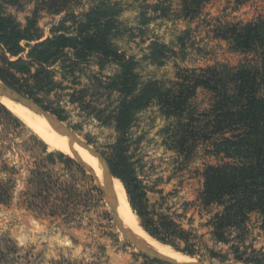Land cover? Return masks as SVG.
<instances>
[{
  "label": "rangeland",
  "instance_id": "rangeland-1",
  "mask_svg": "<svg viewBox=\"0 0 264 264\" xmlns=\"http://www.w3.org/2000/svg\"><path fill=\"white\" fill-rule=\"evenodd\" d=\"M44 1L0 0V23L15 31L0 41V72L23 97L59 117L103 160L131 165L135 176L131 185L149 218L160 225L159 216L166 217L192 233L194 256L154 242L195 264L264 261L263 219L258 213L251 214L243 240L233 235L224 244L212 236L208 223L221 209H205L199 202L204 170L218 163L210 154L212 147L200 142L186 159L172 142L179 120L167 116L158 92L141 110L128 94L134 87L133 94L139 95L146 86L169 94L178 84L191 81L194 72L234 69L251 60L256 54L234 50L225 32L264 18V0H211L190 17L184 0H110L121 3L112 37L119 54L133 60L135 77L128 79L122 78L118 64L102 62L78 46L35 49L55 37L73 39L69 42L75 45V37L84 31L85 15L100 0H67L59 13ZM27 28L41 41H20ZM31 56L47 64H38ZM31 88L40 92L28 96ZM211 103L212 94L198 88L191 110L197 117ZM125 104L136 110L128 130L119 132L117 119ZM89 165L99 177L98 170L104 173L91 158L84 166L47 143L0 102V264H25L29 258L45 264L46 246L74 253L52 264H165L123 238ZM174 243L187 249L182 241Z\"/></svg>",
  "mask_w": 264,
  "mask_h": 264
},
{
  "label": "trees",
  "instance_id": "trees-1",
  "mask_svg": "<svg viewBox=\"0 0 264 264\" xmlns=\"http://www.w3.org/2000/svg\"><path fill=\"white\" fill-rule=\"evenodd\" d=\"M65 1L45 0L44 4L50 9H57L55 12L59 13ZM209 1L184 0L186 16H196L197 8ZM120 6L121 3H111L110 0H100L93 6L89 14L85 15L84 31L75 37V45L69 42L73 39L55 37L39 43L35 49L53 44H59L58 48L78 46L86 52L97 54L102 62L118 64L123 79L135 77L133 60L119 54L113 44L116 19L122 12ZM53 33L57 32L53 30ZM14 34V27L0 23V41ZM225 37L237 52L256 56L234 69L214 67L200 71L199 75L194 72L191 81L178 84L175 92L167 91L169 94L152 86H146L139 95H134V87H131L128 94L133 96V106L135 104L141 110L158 92L159 97L156 98L167 110V116L179 120L172 132V142L186 159H190L200 142L212 147L210 154L218 163L207 165L204 170V188L199 202L205 209H221L213 215L208 225L216 242L229 244L233 235H236V240L244 239L252 213L261 215L264 230V18L245 25H234L225 32ZM41 39L29 28L19 36L20 41L27 42ZM31 58L38 64H47L44 60ZM0 81L19 92L1 72ZM198 88L212 94V103L208 110L196 117L191 110V100ZM37 92L40 91L31 88L27 95L34 96ZM151 95L152 98L147 100ZM135 110L126 104L121 107L117 119L119 132L128 130ZM182 118H186V122L181 121ZM106 162L111 175L122 182L131 208L141 219V227L145 232L164 245L194 256L191 249L194 248L191 244L194 237L192 233L180 229L166 217L159 216L160 225L149 218L148 209L139 199L136 186L131 185L135 181L132 166H122L110 160ZM177 240L184 242L187 249L180 250L174 243ZM257 264H264V261Z\"/></svg>",
  "mask_w": 264,
  "mask_h": 264
},
{
  "label": "bare ground",
  "instance_id": "bare-ground-1",
  "mask_svg": "<svg viewBox=\"0 0 264 264\" xmlns=\"http://www.w3.org/2000/svg\"><path fill=\"white\" fill-rule=\"evenodd\" d=\"M1 87L2 84L0 81L1 95L13 98L17 97L15 94L9 93L6 89H1ZM0 102L3 103V105L6 106V108L14 116L31 127L33 131L39 134L47 143L57 146L64 154L68 155L84 166H88V164H90V158L97 164V167L95 166L97 169L98 164L101 166V168L104 170V173L98 170L102 179L101 181H104L112 189L118 205L119 217L123 222L127 233L131 237L143 244L150 246L178 264H195L186 257L175 254L168 247L154 242L153 238L150 239L147 236L148 234L146 235V233L137 226V221H135L136 218L134 219V214L122 182L116 180L111 175L107 164L104 163L100 158L97 160L93 159L84 149L73 143L56 126L48 122L43 115L31 111L21 104L13 103L6 99H0ZM105 178L107 182L105 181Z\"/></svg>",
  "mask_w": 264,
  "mask_h": 264
},
{
  "label": "water",
  "instance_id": "water-1",
  "mask_svg": "<svg viewBox=\"0 0 264 264\" xmlns=\"http://www.w3.org/2000/svg\"><path fill=\"white\" fill-rule=\"evenodd\" d=\"M1 84H2L1 89H6L9 93L15 94L17 97L13 98V97H8V96H3L0 94V99H6L10 102L21 104V105L27 107L28 109H30L31 111H34L38 114L43 115L47 119L48 122H50L51 124L56 126L73 143H75L76 145H78L79 147L84 149L93 159L97 160L100 158L104 163L107 164L106 160H103L89 144H87L85 141L81 140L59 117L50 113L49 111H47L46 109L41 107L39 104L35 103L34 101H30V100L26 99L19 92L12 90L6 84H4V83H1ZM89 170L93 174V176L95 177L97 183L99 184L100 189L104 193L105 199L108 202V204L110 205V208L112 211V217H113L118 229L122 232L123 238L125 240H127L137 250L151 255L152 257H154L155 259H157L160 262H163L165 264H178V263L174 262L173 260H171L170 258L166 257L165 255L159 253L155 249L151 248L150 246L135 240L133 237H131L127 233L125 226L119 217L118 205H117L115 195H114L112 189L107 184H105L104 182L101 181L100 177L98 176V174L96 173V171L94 170V168L91 165H89ZM221 264H247V263L236 262V263H221Z\"/></svg>",
  "mask_w": 264,
  "mask_h": 264
},
{
  "label": "crops",
  "instance_id": "crops-1",
  "mask_svg": "<svg viewBox=\"0 0 264 264\" xmlns=\"http://www.w3.org/2000/svg\"><path fill=\"white\" fill-rule=\"evenodd\" d=\"M13 233H17V228H14ZM68 253H71V256H73L74 253L72 252H68L66 250H64V252H62L61 249H57L55 248L54 246H46V254H45V264H52L53 261H56V260H59L62 258H65V257H69ZM58 256V257H57ZM30 258L28 259V262L26 261L25 264H34V262H30L29 261ZM40 264V263H39ZM41 264H44V263H41Z\"/></svg>",
  "mask_w": 264,
  "mask_h": 264
}]
</instances>
